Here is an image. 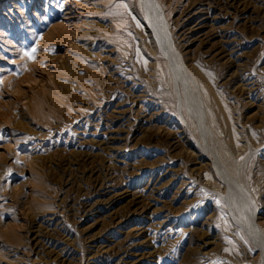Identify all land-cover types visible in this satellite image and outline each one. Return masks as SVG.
<instances>
[{"label":"rangeland","instance_id":"1","mask_svg":"<svg viewBox=\"0 0 264 264\" xmlns=\"http://www.w3.org/2000/svg\"><path fill=\"white\" fill-rule=\"evenodd\" d=\"M155 1L179 76L139 0H0V264H264L187 102L264 230V0Z\"/></svg>","mask_w":264,"mask_h":264},{"label":"bare ground","instance_id":"2","mask_svg":"<svg viewBox=\"0 0 264 264\" xmlns=\"http://www.w3.org/2000/svg\"><path fill=\"white\" fill-rule=\"evenodd\" d=\"M140 1V4L142 5L143 7V11H144V15L143 17H141L140 19H137L136 17V20L138 21V23L142 26V28L144 29V33L148 34V38L151 40L153 39V41H155V43L158 45V49L159 51L161 52V54L163 55V57L165 58V61L168 63L169 67L171 68V70L173 71V73L175 75H178L181 73L180 71V67H181V61H180V58L177 57L174 53V50H173V47H172V44H171V38L167 32V29H166V26H165V22H164V19L162 17V14H161V11H160V7L159 5L157 4V2L155 0H139ZM154 52V51H153ZM151 53V52H150ZM155 54V53H154ZM184 65V64H183ZM169 68V69H170ZM183 69V68H182ZM186 71V69H185ZM195 72V71H193ZM184 78V77H183ZM174 80V79H173ZM177 80V79H176ZM188 79H186L187 81ZM181 81V80H180ZM185 81V79H184ZM185 81V82H186ZM182 82V81H181ZM188 82V81H187ZM184 84V83H183ZM178 86H182V85H178ZM197 86V85H196ZM184 87V86H183ZM183 87H180L181 90L183 89ZM190 87V86H189ZM211 88V86H210ZM210 88H207L208 90ZM178 89V88H177ZM176 87H175V91L177 90ZM180 90V92H181ZM173 91V90H172ZM210 91V90H209ZM179 92V94H180ZM185 91H183L184 93ZM202 92V91H201ZM200 92V93H201ZM206 93V92H205ZM203 94V93H202ZM175 96V95H174ZM181 96V95H180ZM203 96H206V95H203ZM178 97V96H176ZM202 97V96H201ZM200 97V94L197 92L196 95L194 96V99H192V102L187 98V102H188V108L190 109V114L191 116H194L195 119H196V126L198 127L197 129H199V133L202 134V143L201 141L199 142L198 140L195 142L198 144V145H201V151L203 152L204 156L207 157V160L209 161V163L211 164V169L213 168V170L215 171L217 177H219V180L220 182H217V185L218 184H222L224 189L226 190L227 193L224 192V196H226L225 194H227L226 196V199H227V202H228V211L229 213H226L228 215V218H229V222L231 223V227L234 226V229L238 230L239 233H237L235 231V233L241 235L240 233H242L241 237L243 235H247L246 237H248L249 241L248 243L251 241L253 244H255L254 246L260 251V255L263 257L264 259V230L262 227L258 226V224L256 223L255 221V209L251 206H249V202L247 200V197L243 194L242 192V188H240L239 184L236 183V176H234V173H232V168H231V171L227 170V167L228 165H225V161L223 162V159L222 156L219 155L218 151L219 150H216L215 147L213 145H210L206 142V140L208 141V139H204L203 138L205 137V134L208 135L207 138H209V133H212L214 134L215 130H211L212 132L209 131V127H210V122L209 123V127L207 128L208 125H206L205 123V118L207 115L206 111H204V107H203V103L204 101L206 100V98H204L202 101ZM209 97V96H208ZM207 97V98H208ZM181 98V97H180ZM179 98V100H180ZM211 100V98H209ZM213 99V98H212ZM178 100V99H176ZM208 101V100H207ZM214 101V100H213ZM206 102V101H205ZM210 102V101H209ZM208 103V102H207ZM206 103V104H207ZM211 103H212V100H211ZM210 103V104H211ZM182 104V102H181ZM213 104V103H212ZM205 105V104H204ZM208 105V104H207ZM177 106V105H176ZM184 106V105H183ZM187 106V105H186ZM215 106V105H214ZM177 108V107H176ZM181 108H184V107H181ZM179 111V118H180V121L182 122V124H184L187 128H189V125L192 124V119H190L192 122L191 124H189L187 122V120L185 119L184 115L182 114L181 110L180 109V104H178V109H176ZM185 110V109H184ZM234 110V109H233ZM183 111V110H182ZM184 112V111H183ZM205 112V113H204ZM186 113V111H185ZM228 115V114H227ZM187 116V115H186ZM190 116V117H191ZM210 116V115H209ZM230 116V115H228ZM228 116H227V119H228ZM232 116V115H231ZM208 117V116H207ZM225 117V116H223ZM193 118V117H191ZM231 118V117H230ZM208 120V119H207ZM232 120V119H231ZM226 122V121H225ZM224 122V123H225ZM235 123V121L233 122ZM189 124V125H188ZM194 124V123H193ZM192 124V125H193ZM226 124V123H225ZM227 125H229V123H227ZM231 125V124H230ZM229 125V126H230ZM233 127H237L236 125H234ZM186 128V129H187ZM195 128V127H194ZM211 128V129H212ZM229 128V127H228ZM231 128V127H230ZM232 129V128H231ZM243 129V128H242ZM194 130V129H193ZM189 131V130H188ZM192 131V130H191ZM196 131V130H195ZM197 132V131H196ZM195 132V133H196ZM204 134V136H203ZM217 134V132H216ZM193 135V134H192ZM198 135V133H197ZM191 136V135H190ZM196 136V135H195ZM212 136V135H211ZM198 137V136H197ZM213 138H215V136H213ZM253 138V137H252ZM195 139V138H194ZM199 139V137L197 138ZM212 139V138H211ZM214 140V139H213ZM210 143H213L212 140L210 141ZM237 145V144H236ZM248 146V145H247ZM255 146V145H254ZM236 147V146H235ZM253 147V146H252ZM259 147V146H258ZM218 149V148H217ZM237 151V149H236ZM236 151L234 152H230L231 154L229 155H232V160L235 164H237L238 162L235 161L237 158V156L239 155ZM223 152V150H222ZM202 154H200L201 156ZM203 156V155H202ZM203 156V157H204ZM199 158V157H198ZM205 158V157H204ZM231 161V160H230ZM232 162V161H231ZM237 162V163H236ZM230 164V163H228ZM236 166V165H235ZM238 166V165H237ZM232 167V166H231ZM229 168V167H228ZM237 168V167H236ZM234 169V168H233ZM212 170V172H213ZM211 173V172H210ZM214 173V174H215ZM206 174H209V173H206ZM210 175V174H209ZM200 176V175H199ZM204 178V177H203ZM215 178V177H214ZM208 179L211 180V181H215L214 179H212V177L208 176ZM216 179V178H215ZM218 179V178H217ZM203 180V179H202ZM208 181V180H207ZM204 182V181H203ZM211 183V182H210ZM214 183V182H213ZM216 184V183H214ZM210 185V184H209ZM208 185V186H209ZM214 186V185H213ZM216 187V189L218 187H221L220 185L217 186H214V188ZM219 190V189H218ZM224 190V191H225ZM221 191V190H220ZM252 192V191H251ZM223 198V196H222ZM225 199V197H224ZM223 199V200H224ZM226 201V200H225ZM226 207V206H225ZM227 209V208H226ZM228 218H227V221H228ZM229 224V223H228ZM229 226V227H230ZM264 226V225H263ZM233 230V228H232ZM234 231V230H233ZM245 231V232H244ZM232 232V231H231ZM234 233V232H233ZM245 233V234H244ZM234 235V234H233ZM238 235V236H239ZM244 237V238H246ZM243 238V239H244ZM247 239V238H246ZM248 243L246 242V244L248 245ZM252 245V244H251ZM249 246V245H248ZM254 248V247H253ZM252 249V248H251ZM256 249V250H257ZM249 249H246V251H248ZM244 251V250H243ZM242 251V252H243ZM252 252V251H251ZM251 252H248L249 254ZM258 252V251H257ZM248 253H245V254H248ZM244 254V253H243ZM242 254V255H243ZM248 254V255H249ZM244 256V255H243ZM261 256H260V259H261ZM247 257H250V256H247ZM257 257V256H256ZM254 259V258H252ZM256 259V258H255ZM254 259V260H255ZM261 259V260H263ZM240 260V259H239ZM242 260V259H241ZM245 260V259H244ZM251 260V259H250ZM243 262V261H241ZM246 262V261H245ZM251 262V261H250ZM258 262V261H257ZM247 263V262H246ZM253 263V262H252ZM245 264V263H244Z\"/></svg>","mask_w":264,"mask_h":264},{"label":"snow or ice","instance_id":"3","mask_svg":"<svg viewBox=\"0 0 264 264\" xmlns=\"http://www.w3.org/2000/svg\"><path fill=\"white\" fill-rule=\"evenodd\" d=\"M33 51H35V50H33Z\"/></svg>","mask_w":264,"mask_h":264}]
</instances>
